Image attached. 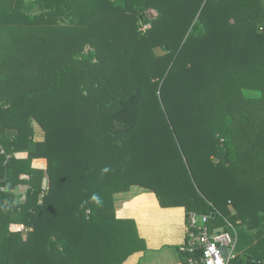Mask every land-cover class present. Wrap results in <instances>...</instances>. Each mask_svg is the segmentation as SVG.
<instances>
[{"label": "trees", "instance_id": "obj_1", "mask_svg": "<svg viewBox=\"0 0 264 264\" xmlns=\"http://www.w3.org/2000/svg\"><path fill=\"white\" fill-rule=\"evenodd\" d=\"M6 61L0 264H125L133 186L264 264V0H0Z\"/></svg>", "mask_w": 264, "mask_h": 264}, {"label": "crops", "instance_id": "obj_2", "mask_svg": "<svg viewBox=\"0 0 264 264\" xmlns=\"http://www.w3.org/2000/svg\"><path fill=\"white\" fill-rule=\"evenodd\" d=\"M17 157L26 158L27 153L17 154ZM21 188L27 190L26 186ZM20 189L15 192L17 198ZM114 204L117 218L134 220L147 246L146 251L131 256L125 264H185L186 257L180 252L188 234L184 207L163 208L156 194L139 186L115 194ZM21 230L26 239L28 229L21 227ZM19 258L21 256L18 262Z\"/></svg>", "mask_w": 264, "mask_h": 264}, {"label": "built area", "instance_id": "obj_3", "mask_svg": "<svg viewBox=\"0 0 264 264\" xmlns=\"http://www.w3.org/2000/svg\"><path fill=\"white\" fill-rule=\"evenodd\" d=\"M151 27L147 25L145 29ZM209 217L191 212L188 215V234L180 252L185 264H229L236 249L237 238L230 230L215 234L209 226ZM229 228L233 229L231 224Z\"/></svg>", "mask_w": 264, "mask_h": 264}, {"label": "rangeland", "instance_id": "obj_4", "mask_svg": "<svg viewBox=\"0 0 264 264\" xmlns=\"http://www.w3.org/2000/svg\"><path fill=\"white\" fill-rule=\"evenodd\" d=\"M26 1H28V0H26ZM37 13V12H36ZM148 15H149V17L150 18H155L156 17V15H157V12L155 11V10H150L149 12H148ZM148 25H150V24H148ZM146 26H147V24L146 25H142V28H141V31H146V30H148V29H150V27L149 28H147V29H145L146 28ZM151 26V25H150ZM155 53L158 55V56H161V55H163L164 54V51H163V49H161L160 47H158V48H156L155 49ZM7 62V61H6ZM14 64H12L11 65V63L10 62H7L6 64H5V68H2L3 70H0V80H3L4 78H6V76L8 75V74H10V72L12 71V69H13V66ZM35 137H34V139H35V141H43L44 139H45V133L42 131V129L36 124L35 125ZM25 189L23 190L22 188L20 189V194L21 193H25ZM237 230H238V232H239V234L240 233H242V230L240 229V228H237ZM242 252H244V251H242ZM240 252H239V250L237 249V250H235V252L233 253V257H232V259H231V261L229 262V264H242V263H240L239 261H238V254H239Z\"/></svg>", "mask_w": 264, "mask_h": 264}, {"label": "water", "instance_id": "obj_5", "mask_svg": "<svg viewBox=\"0 0 264 264\" xmlns=\"http://www.w3.org/2000/svg\"><path fill=\"white\" fill-rule=\"evenodd\" d=\"M214 232H215V234H217V233H223L224 232V228L215 229ZM240 259L247 260L246 257H244V256H241ZM249 261H251V260H249Z\"/></svg>", "mask_w": 264, "mask_h": 264}, {"label": "clouds", "instance_id": "obj_6", "mask_svg": "<svg viewBox=\"0 0 264 264\" xmlns=\"http://www.w3.org/2000/svg\"><path fill=\"white\" fill-rule=\"evenodd\" d=\"M93 199H95V197H93Z\"/></svg>", "mask_w": 264, "mask_h": 264}]
</instances>
